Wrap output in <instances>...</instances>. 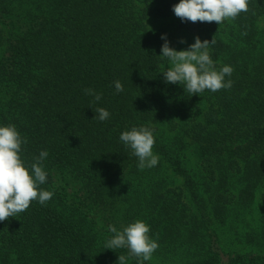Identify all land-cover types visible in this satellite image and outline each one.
<instances>
[{
  "label": "trees",
  "instance_id": "obj_1",
  "mask_svg": "<svg viewBox=\"0 0 264 264\" xmlns=\"http://www.w3.org/2000/svg\"><path fill=\"white\" fill-rule=\"evenodd\" d=\"M178 3L0 0V126L26 138L25 166L48 152L53 192L0 222V264H140L105 249L110 225L137 220L158 244L142 264H264V0L219 25L182 21ZM162 35L176 51L214 39L231 88L165 82ZM133 126L153 129L156 166L120 140Z\"/></svg>",
  "mask_w": 264,
  "mask_h": 264
},
{
  "label": "clouds",
  "instance_id": "obj_2",
  "mask_svg": "<svg viewBox=\"0 0 264 264\" xmlns=\"http://www.w3.org/2000/svg\"><path fill=\"white\" fill-rule=\"evenodd\" d=\"M248 2L249 0H179L173 6V12L182 21L216 22L219 25L226 19H235L241 12H247ZM161 39L164 40L161 55L171 62V67L163 73L165 82L183 83L192 95L202 93L205 89L216 92L231 88L233 82L225 81V77L231 76L233 68L225 65L217 71L211 59L210 45L215 44L214 39L201 41L197 36L187 50L180 51L170 47L165 36L162 35ZM179 42L185 43L183 39ZM114 85L117 93L123 91L119 81H115ZM85 93L93 95L95 101L101 99V94L92 89H85ZM96 112L100 121L110 117L105 108H97ZM119 138L138 157L140 170L157 165L159 157L152 151L155 139L150 126H133L131 130L122 132ZM26 142L15 125L0 126V222L27 210L33 200L38 199L39 203L44 204L53 195V192L39 188L47 179L43 161L48 152L41 151L35 163L25 166L20 152L22 144ZM109 231L114 235L106 242L105 249L127 248L130 256L140 259V264L150 260L158 248L157 242L149 235L150 226L142 220L127 225L122 231L110 225ZM126 260V256H118L119 264H126Z\"/></svg>",
  "mask_w": 264,
  "mask_h": 264
}]
</instances>
